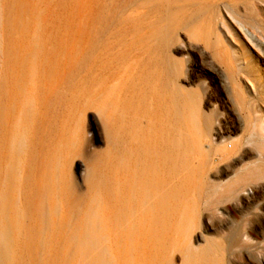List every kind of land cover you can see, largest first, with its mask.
<instances>
[{
    "label": "bare ground",
    "instance_id": "1",
    "mask_svg": "<svg viewBox=\"0 0 264 264\" xmlns=\"http://www.w3.org/2000/svg\"><path fill=\"white\" fill-rule=\"evenodd\" d=\"M206 1L215 4L202 29L214 38L207 47L231 86V103L225 98L221 104L225 112L228 106L238 110L240 139L227 142L226 123L216 129L212 120L200 118L196 94L168 91L171 68L163 66L152 123L143 125L138 114L121 142L111 133L108 159L94 166L81 194L68 171L76 138L68 132L53 138L48 128H33L31 113L41 88L33 64L43 52L38 20L13 26L17 75L0 82V131L8 132L0 140L6 154L0 173V264H12L20 255L37 261L54 256L60 264H175L176 259L179 264H233L237 257L264 254V240L248 238L244 229L197 246L195 239L183 237L181 221L171 222L176 211L195 203L189 196L212 193L204 178L215 162L248 160L232 179L215 186L222 199L245 195L248 186L264 188V0H108V19L136 14L142 20L140 42L161 43L175 31L174 20L180 22L181 5L195 3L192 12L199 16L202 7H196ZM57 43L51 53L59 49ZM216 137L221 147L215 146Z\"/></svg>",
    "mask_w": 264,
    "mask_h": 264
},
{
    "label": "rangeland",
    "instance_id": "2",
    "mask_svg": "<svg viewBox=\"0 0 264 264\" xmlns=\"http://www.w3.org/2000/svg\"><path fill=\"white\" fill-rule=\"evenodd\" d=\"M214 4L206 1L196 7H202L199 16L192 12L195 3L186 7L181 5L180 22L176 18V26L172 27L175 31L158 43L149 38L150 35L146 36L149 38L146 42H140L142 20L136 14L130 18L108 19V0H0V82L12 81L17 75L12 57L13 26L37 19L39 24L35 29L39 31L43 52L33 64L34 79L39 80L41 87L31 113L33 128H48L52 137L68 132V136L76 138L71 148L73 162L68 171L78 193L85 192L91 172L96 170L94 166L108 159L111 133L121 142L124 129L138 114L144 117L141 118L143 125L152 123L163 66L171 68L168 91L196 94L200 118L212 120L216 129L226 123V136L223 137L227 142L240 139L241 124L236 120H240L238 110L232 111L233 108L228 106L225 112L221 104V99L225 98L231 103V86L225 79L223 66L207 47L214 38L208 37L202 29ZM197 17H201L199 21L192 20ZM154 21L151 19L150 23ZM127 28L131 29L130 35ZM55 42L59 49L51 53L49 50ZM232 126L234 128L230 130ZM79 128L83 132L80 136ZM5 130L7 128L0 131L1 142L8 137ZM82 137L86 138L83 144ZM214 141L215 146L221 147L219 137ZM206 149L204 143L202 151L205 153ZM0 153V163L3 161L0 173H3L6 154ZM198 159L192 161V170L197 169ZM247 161L234 160L219 165L215 162L208 168L210 171L204 180L207 178V188L212 193L207 197L202 193L199 197L191 193L189 200L193 199L195 203L183 213L176 211L172 218L171 222L181 221L185 226L183 237L195 239V244L202 246L205 241L225 240L233 231L244 229L248 238L264 240V188L262 191L248 186L245 195H233L228 201L221 198V190L215 189L223 180L232 179L233 172ZM222 170L226 171L225 176L220 173ZM196 181L201 182L197 178ZM205 199L210 204H204ZM27 256L20 255L13 263L60 264L54 256H38L39 261L37 257L28 259ZM263 256L237 257L232 263L264 264ZM174 263L179 264L178 259Z\"/></svg>",
    "mask_w": 264,
    "mask_h": 264
}]
</instances>
